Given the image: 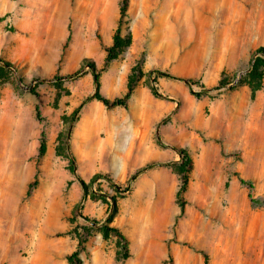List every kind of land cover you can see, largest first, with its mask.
<instances>
[{"label": "rangeland", "instance_id": "374dc122", "mask_svg": "<svg viewBox=\"0 0 264 264\" xmlns=\"http://www.w3.org/2000/svg\"><path fill=\"white\" fill-rule=\"evenodd\" d=\"M13 1L0 0V264H264V0H128L107 67L124 0H67L71 40L47 72L10 59ZM86 61L109 99L140 66L127 108L92 99ZM181 148L193 169L178 198ZM201 223L208 244L190 236Z\"/></svg>", "mask_w": 264, "mask_h": 264}, {"label": "crops", "instance_id": "0c3cea01", "mask_svg": "<svg viewBox=\"0 0 264 264\" xmlns=\"http://www.w3.org/2000/svg\"><path fill=\"white\" fill-rule=\"evenodd\" d=\"M11 11L17 36L10 59L42 72L55 67L61 58L62 44L68 38L67 0L61 5L52 0H15ZM236 144L235 139L228 147Z\"/></svg>", "mask_w": 264, "mask_h": 264}, {"label": "trees", "instance_id": "16d2710c", "mask_svg": "<svg viewBox=\"0 0 264 264\" xmlns=\"http://www.w3.org/2000/svg\"><path fill=\"white\" fill-rule=\"evenodd\" d=\"M127 10H128V0H124L122 7H121V11H120V21H119V24H118V27L116 30V35L114 36L113 45L111 47H105V50L107 52V56L105 59V66L106 67L109 66V64L112 62L113 59L116 58V53L123 46V40L121 37L122 22L127 15ZM70 40H71V36L68 37V39L65 43L63 53L66 51ZM255 55L257 56V58L255 59L253 73H254V75L258 74L261 78L262 73L260 70H262V68H264V49L263 48L258 49L255 52ZM1 63H4L6 66H11V64L8 62L1 61ZM86 63L89 65V67H91V69L93 71L94 80H95V83L97 85L96 92H95L94 96L92 97V99H95V100L101 102L102 104H104L107 107H125V108H127L129 99L135 90V84H136V81L138 78V74H142L140 66L137 65L133 69V73H132V75L129 79V82H128V88H127L126 95L122 98L109 99L100 92V86H99L100 73L98 72L96 65L90 61H86ZM155 73L158 74L159 77H167L170 79H180L184 82H187L190 85L196 84L195 81L192 79L178 78V77L171 75L168 72L155 71ZM37 116L38 117L40 116L38 108H37ZM45 149H46V143H45V137L43 136L42 143H41V153L42 154H44ZM178 151L182 157V162L179 166V174L181 175V185H180V189L177 193V197L180 198L181 195L188 188L189 178H190L189 175L193 169V161H192V158H191V156H190V154L186 148L178 149ZM152 166H153L152 164H149L146 167L139 169L136 172V175H139L141 172H143L144 170H146L148 168H151ZM236 176L239 177V180L243 185L248 186L249 189L251 190V192L249 193V199H250L252 206L258 207V206L262 205V201L255 199L253 196V193H252V190L254 189L253 183L250 181H246V180L242 179L238 174H236ZM106 231L107 232L108 231L114 232L116 234V236L118 238H120L121 240H123L125 242V245H127L128 241H127L126 236L118 228L107 227ZM125 249H127V246ZM124 257L125 258L129 257L128 251L125 253ZM119 258H120V256H119ZM205 259H206V263H207L208 257L206 255H205Z\"/></svg>", "mask_w": 264, "mask_h": 264}, {"label": "bare ground", "instance_id": "6f19581e", "mask_svg": "<svg viewBox=\"0 0 264 264\" xmlns=\"http://www.w3.org/2000/svg\"><path fill=\"white\" fill-rule=\"evenodd\" d=\"M232 200L234 199L233 195L231 196ZM233 202V201H232ZM236 213V212H235ZM147 221L140 220V221H133V223L131 224L134 228V230L138 233H142L143 229L145 228V225ZM210 227L209 224H205V223H201L200 225H198V227L195 229L194 226L191 228V233L190 236L192 239H197V242H199L200 244H208L210 242L211 239V232L209 231ZM2 240V236L0 235V253H4L3 250V242ZM202 244V245H203ZM264 263V261H263Z\"/></svg>", "mask_w": 264, "mask_h": 264}]
</instances>
